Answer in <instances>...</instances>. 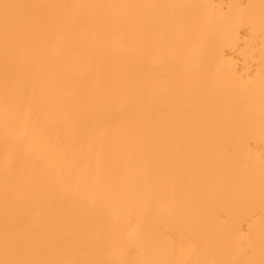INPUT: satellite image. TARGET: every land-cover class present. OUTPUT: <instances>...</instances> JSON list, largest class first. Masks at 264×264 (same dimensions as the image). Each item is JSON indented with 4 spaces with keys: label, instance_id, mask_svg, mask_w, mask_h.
Here are the masks:
<instances>
[{
    "label": "bare ground",
    "instance_id": "obj_1",
    "mask_svg": "<svg viewBox=\"0 0 264 264\" xmlns=\"http://www.w3.org/2000/svg\"><path fill=\"white\" fill-rule=\"evenodd\" d=\"M0 264H264V0H0Z\"/></svg>",
    "mask_w": 264,
    "mask_h": 264
}]
</instances>
